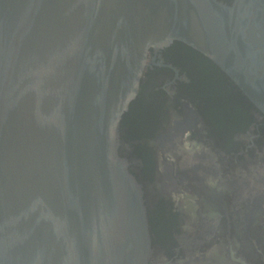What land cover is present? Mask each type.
Masks as SVG:
<instances>
[{"label": "water", "instance_id": "water-1", "mask_svg": "<svg viewBox=\"0 0 264 264\" xmlns=\"http://www.w3.org/2000/svg\"><path fill=\"white\" fill-rule=\"evenodd\" d=\"M178 41L264 116V0H0V264H149L117 153L149 54Z\"/></svg>", "mask_w": 264, "mask_h": 264}, {"label": "flooded vegetation", "instance_id": "flooded-vegetation-1", "mask_svg": "<svg viewBox=\"0 0 264 264\" xmlns=\"http://www.w3.org/2000/svg\"><path fill=\"white\" fill-rule=\"evenodd\" d=\"M117 153L142 193L149 264H264V116L208 57L151 50Z\"/></svg>", "mask_w": 264, "mask_h": 264}]
</instances>
